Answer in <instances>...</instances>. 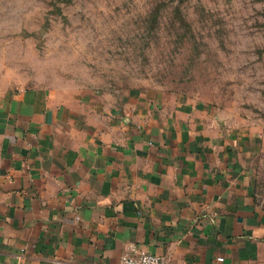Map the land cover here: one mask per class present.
Instances as JSON below:
<instances>
[{"label":"crops","instance_id":"1","mask_svg":"<svg viewBox=\"0 0 264 264\" xmlns=\"http://www.w3.org/2000/svg\"><path fill=\"white\" fill-rule=\"evenodd\" d=\"M250 144L161 91L0 92V264H264ZM222 257V261L217 258Z\"/></svg>","mask_w":264,"mask_h":264},{"label":"rangeland","instance_id":"2","mask_svg":"<svg viewBox=\"0 0 264 264\" xmlns=\"http://www.w3.org/2000/svg\"><path fill=\"white\" fill-rule=\"evenodd\" d=\"M161 91L250 144L264 207V0H0V92Z\"/></svg>","mask_w":264,"mask_h":264},{"label":"built area","instance_id":"3","mask_svg":"<svg viewBox=\"0 0 264 264\" xmlns=\"http://www.w3.org/2000/svg\"><path fill=\"white\" fill-rule=\"evenodd\" d=\"M222 261V257L217 258ZM9 264H18L12 262ZM119 264H162V257L147 252H138L133 246L128 247V250L122 255Z\"/></svg>","mask_w":264,"mask_h":264}]
</instances>
